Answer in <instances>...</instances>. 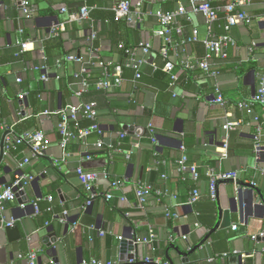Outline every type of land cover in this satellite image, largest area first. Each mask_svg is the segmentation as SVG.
Wrapping results in <instances>:
<instances>
[{
	"label": "crops",
	"instance_id": "obj_1",
	"mask_svg": "<svg viewBox=\"0 0 264 264\" xmlns=\"http://www.w3.org/2000/svg\"><path fill=\"white\" fill-rule=\"evenodd\" d=\"M19 1L0 0V146L12 127L18 135L43 132L47 148L43 157L34 159L26 146L4 147L0 184H9L23 174L36 179L18 190L16 201L0 213V264H27L20 256L26 257L30 252H36L42 264H82L92 259L120 264L121 257L127 254L121 250V241L126 236L141 240L148 237L150 230H154L156 240L150 245H138L135 264H143L147 258L157 261L155 264H231L232 257L224 259L222 255L235 252L240 260L232 264H264V236L253 240V236L264 234V206L260 205L255 214L245 213L255 206L259 193L264 196V149L259 156L252 150L255 117L261 120L264 134V106L254 107L256 116L239 108L264 82V0H252L241 7L252 23L232 28L230 35L236 47L227 48V59L211 61L212 68L219 72L217 76L186 65L202 60L207 52L205 42L213 35L225 33V14H220L210 30L204 17L190 10L189 0H131L133 21L120 23L114 21L113 8L123 0H28L35 9L32 18L25 16ZM212 1L216 7L234 2ZM82 4L90 9L89 18L72 19V15L80 13ZM181 6L187 8V13L172 27L169 44L171 67L167 81L172 86L169 84L166 91L159 92L148 76L149 72H157L155 64L160 62L165 45V39L157 35V12L175 11ZM62 7L67 8V13L61 12ZM63 24L58 35H52V29ZM195 32L197 39L193 40ZM54 38L62 40V47L57 66L51 69L45 64L44 43ZM24 42L29 46L22 52L20 44ZM254 43L256 47L251 52ZM147 44L151 46L149 54L142 49ZM121 45L127 46L130 53L124 52ZM17 53L19 57L15 56ZM66 55L77 56L82 63L68 62ZM59 61L64 63L62 68ZM98 61L130 69L123 71L120 86L102 90L109 92L107 103L103 96L92 93L77 95L82 78L76 75L84 66ZM41 66L49 69L47 83L41 80L42 73L35 70ZM137 69L140 80L134 72ZM185 72L190 73L191 81L187 77L179 80ZM91 73L100 76L95 82L102 77L97 65L91 66ZM57 74L63 81L56 78ZM17 79L22 83H17ZM39 90L40 104L36 97ZM146 91L155 95L148 96ZM218 91L224 96V106L212 104ZM21 92L28 93L24 101L19 99ZM88 102L98 104L104 147H97V134L85 140L74 139L65 159L60 147V118L42 114ZM32 120L31 126L22 131L23 124L29 125ZM227 122L238 123L236 130L226 132ZM126 125L159 130L163 144L158 141L156 146L144 141L148 137L129 135L123 130ZM121 133H127L123 151L130 152L129 158L124 152L109 150L120 142ZM231 136L233 148L229 151L225 145ZM183 145L185 151L181 149ZM155 147L164 154L159 162L165 161L166 165L155 168L154 159L144 156L145 150ZM184 154L200 167L197 181H187L177 168ZM27 158L31 162L24 165ZM80 167L100 175L96 189L101 197L91 206L87 205L88 193L77 175ZM210 171L237 172L238 181L246 185L255 183L257 192L250 194L244 188L234 205L231 200L238 198L239 186L235 181H220L216 209L209 215ZM104 173L109 175L108 179ZM113 181L120 182L122 187L113 189ZM140 182L163 192L161 196L151 195L144 208L136 197ZM196 189L200 193L198 207L189 204ZM107 193L114 198L106 200ZM35 202L41 209L39 215ZM64 211L68 212L66 223L60 221ZM202 211L206 217L204 225L200 223ZM168 212L172 215L168 216ZM9 223L13 224L11 228H7ZM212 223L215 226L210 229ZM235 225L237 231L232 229Z\"/></svg>",
	"mask_w": 264,
	"mask_h": 264
},
{
	"label": "built area",
	"instance_id": "obj_2",
	"mask_svg": "<svg viewBox=\"0 0 264 264\" xmlns=\"http://www.w3.org/2000/svg\"><path fill=\"white\" fill-rule=\"evenodd\" d=\"M252 2V0H234L233 3H230L224 7H216L213 4L212 0H189V8L190 10L195 13L199 14L204 17L206 24L210 30H212L214 24L219 20L220 14H225V33L223 35H213L211 40H207L205 42V48H206V55L205 57L196 62L195 64H187L186 67L189 69H195L200 68L204 72L212 75L217 76L219 74L218 70H214L211 65V61L213 59H222L225 60L228 57L227 54V48L229 46L236 47V41L235 39L230 35V32L232 28L237 26L238 24L244 23L247 25H250L252 23V20L249 18V16L246 14V12L241 8L245 5H248ZM20 7H22L23 12L27 18H32L35 15V9L31 5V3L28 0H21L19 1ZM115 17L117 20H125L128 22L133 21V12H132V3L131 0H123L118 5H116L113 8ZM62 13H67V8L62 7L61 8ZM187 13V8L184 6L179 7L175 11H158L157 17L159 19L160 23V30L157 32V35L165 39V45L162 49V58L166 62L165 70L169 73L170 64L168 63L169 58V44H170V36L172 27L176 24L177 19ZM90 16V9L89 8H83L79 14L72 15V19L74 20H83L88 19ZM64 24L61 26V28L55 27L52 29V35H58V32L61 31ZM197 39V32H195V36L193 40ZM21 49L22 52L28 49L27 42L21 43ZM122 49L124 48L123 45L120 46ZM256 47V44L254 43L251 47V52L254 51ZM142 49L144 53L149 54L151 52V46L150 45H142ZM126 52L130 53L128 50ZM66 61L68 62H76L81 64L82 60L78 58L77 56H68L66 57ZM59 65L61 64V61L58 62ZM97 65L102 70V77L96 84V88L98 90H110L113 87L120 86L123 82V71L124 67L122 66H113L112 64L105 63L104 61H98L97 63L93 62L89 66H84L80 74H77V77L82 78L81 82V89L77 93L78 96H82L84 93H87L90 89V81L88 79V75H90L91 66ZM36 71L41 72V80L45 83H47L50 80V72L49 69L46 66H41L38 68H35ZM85 75L87 77L85 78ZM136 79H141V74L137 72ZM173 81H177L176 76H172ZM17 83L21 84L22 80L17 79ZM28 96L27 92H21L19 94V99L21 101L26 100ZM213 105H221L224 106L226 104V101L224 99V96L221 94V92H217L216 97L212 101ZM256 105H264V82L260 83L259 88L257 89L256 93L249 99L248 101L242 102L239 104V108L242 110H245L248 114L253 115L254 114V107ZM42 115L44 116H57L60 118L59 123V133L61 137L60 141V147L62 148L64 152V157H68L67 149L70 142H72L74 139L78 140H85L92 134H97L99 136V141L97 143V147L99 149H102L104 147L103 142V136L104 132L101 128V126L98 123V104L96 102H88L79 104L76 106H68L63 109H59L53 112L46 111ZM79 118L87 119L92 122V124L87 128H80L79 127ZM0 120H1V111H0ZM254 121L256 122L257 128L254 135V149L259 156L263 149H264V134H263V126L262 122L258 117L254 118ZM74 124L76 134L73 133L71 126ZM238 126V123L236 122H227L224 126V130L228 133L231 131L236 130ZM149 132L152 136L151 142L158 146V140L154 137L155 131L154 129L149 126ZM127 133H121L120 134V142L117 144V147L113 149L114 153H125L127 154L128 158L130 157V152H125L122 149V143L126 139ZM26 145L32 152V156L34 159L41 158L45 155L46 151V138L45 134L43 132H34V133H25L21 136L17 135L13 128H9V131L7 132L6 138H5V147L7 149L16 148V146ZM225 147H228V142L226 143ZM181 149L185 151V148L182 146ZM31 162L30 159H25L24 165H27ZM167 163L155 161V168H157L159 165H166ZM177 168L179 172H181L183 175L185 173H190L193 180L197 181L200 177V174L198 172V168L196 165L188 166V157L184 154L182 158L177 162ZM263 172V170H261ZM77 175L80 180V182L83 184L86 192L88 193V201L87 205L91 206L93 204V201L97 198L101 197L99 191L96 189V182L99 180L100 175L92 172L86 171L84 168L80 167L77 169ZM104 178L108 179L109 175L104 173L102 174ZM209 179H210V198L213 202L217 201V186L220 181H227V180H234L238 181V173L237 172H214L210 171L208 173ZM162 178H166L165 175L162 176ZM35 177L29 174H23L20 176H17L16 179L9 183V184H0V213H2L7 206V204L13 203L16 201V193L18 190L23 189L27 186H29L32 182L35 181ZM255 185V183H253ZM122 187V184L118 181L112 182V188L113 189H120ZM156 194L158 196H161L163 194L162 190L154 189L151 185L146 183H138L136 188V197L139 203V206L141 208H144V206L147 204L148 199L151 195ZM104 198L108 201L112 200L114 198V195L112 193H107ZM200 199V193L196 189L192 192L189 204L194 205L198 200ZM49 201H52V197H48ZM122 202L126 201L125 197L121 198ZM35 212L37 215L41 213V209L38 202H35L34 204ZM168 216H171L172 214L168 212ZM60 221L62 223H66L68 212L64 211L62 215L60 216ZM174 218H178L177 215H174ZM12 223H9L7 227H12ZM200 224H197L198 227ZM233 231L238 230V226H233ZM101 236H104V232L101 233ZM260 236H264V234L253 236V240H257ZM184 239H187V237H184ZM156 240V234L154 230H150L148 237L143 238L141 240L136 239L135 244H153ZM264 254V252H263ZM233 255H238L237 252H235ZM232 254H223L222 258L229 259L233 256ZM20 258H23L26 260L27 264H42L38 260V254L36 252H30L26 257L20 256ZM157 261H154L151 258L145 259L143 264H153ZM137 263V258L134 260L129 261V264H135ZM48 264H58L57 262H49ZM82 264H115L113 262H102L96 259H92L90 261H84Z\"/></svg>",
	"mask_w": 264,
	"mask_h": 264
},
{
	"label": "trees",
	"instance_id": "obj_3",
	"mask_svg": "<svg viewBox=\"0 0 264 264\" xmlns=\"http://www.w3.org/2000/svg\"><path fill=\"white\" fill-rule=\"evenodd\" d=\"M114 21L117 22V23L123 22V20H117L116 17H115V14H114ZM222 34H224V33H222ZM51 38H53V37H51ZM61 47H62V40L61 39L60 40H56L54 38V39H50L49 41L44 43V54H45V57H46V62H45L46 66H48L49 68L51 67V69H53L55 66H57V55H60ZM122 50L124 52H126V50H128V47L124 45V48ZM15 56L19 57L20 54L17 53V54H15ZM68 56H70V55H66V57H68ZM62 60H63V58H62ZM61 64H62L61 65V68H62L64 66L63 65L64 63H61ZM165 66H166V62L163 60V58H161L160 62L155 64V68H156L157 72H155V73H150L149 72L148 73V76L151 78V80L149 81L150 84H152L153 86L155 85L154 87H156L159 92L166 91L169 88V84H170L169 81H167L169 79V76L167 74H169V73L165 70ZM125 71L128 72V71H130V69L129 68H124V73H125ZM134 72H135V74H137V72H140V70L137 69V70H134ZM189 74H190L189 72H185L183 74L184 76H181L179 78V80L180 81H184V79L187 77V80L191 81L193 78H192L191 75L189 76ZM143 75L144 74L142 72V77H143ZM57 76L59 77V81L60 80L63 81V78L61 76H59L57 74L56 78H57ZM86 77H87V75H85V78ZM99 77L100 76H98V75H96V76H94V74L92 75V73L90 75H88V79H89V81L91 83V86H90V89H89L88 93H92V95L95 94V95H98V96H103L104 99L106 100V103H107L108 102V93L109 92L102 91V90H97V88H96V83H97L98 80L95 82V78L98 79ZM75 80L76 81L78 80V83H80L79 79H75ZM170 86H172V83L170 84ZM41 91L42 90H39L37 92V94H36V97L38 99L37 103H39V104L42 101L41 98H39V95L41 94ZM262 106H264V105H262ZM35 112L37 113V111H35ZM2 115H3V113H2ZM35 115L37 116V114H35ZM254 115L256 116L255 112H254ZM32 117L34 118L35 116H32ZM32 122H34V121L33 120L30 121L28 123L29 125L23 124V126L21 127L22 128L21 130L24 131V130L28 129L29 126H31L30 124ZM78 123H79V127L80 128H87V127H89L91 125V122L89 120H87V119H80ZM72 127H74V124L72 125ZM72 131L75 134L77 133L75 128H73ZM154 131H155L154 137L158 140V137H161L162 135H160V134H162V133H160L159 130H157V129H154ZM18 132H20V131H18ZM151 138H152V136L150 138L145 139L144 141L146 143H149V142H151ZM231 141H232V136H231V138L228 141V147L227 148H228L229 151L232 150V148H233ZM123 144H124V142L122 143V149L125 150ZM23 146H26V145H23ZM116 147H117V144H114L109 150H112V149H114ZM183 147L186 149L185 145H183ZM252 150L255 151L254 144H253ZM144 156H146L147 158H152V159H154V161H162L163 160L162 158L164 157V154L161 153L157 147H155V148L150 149V150H145ZM116 157H118V156H116ZM116 157H115V159H116ZM130 159H128V160H130ZM191 165H196L197 166L198 172H199V174L201 176L200 167L196 163L192 162V160H190L189 157H188V166H191ZM184 177H185V179L187 181L193 179L191 174L188 173V172L184 174ZM210 201H211V203L209 202L207 213L209 215H212L213 212H215L216 208H215V202H213L212 200H210ZM198 203H199V201L195 203L196 205L195 204L194 205L196 207H198V205H199ZM200 217H201L200 218V223L202 225L206 224L205 223L206 217H205V213L203 211L200 213ZM214 226H215V223H212L209 226V228L213 229Z\"/></svg>",
	"mask_w": 264,
	"mask_h": 264
},
{
	"label": "water",
	"instance_id": "obj_4",
	"mask_svg": "<svg viewBox=\"0 0 264 264\" xmlns=\"http://www.w3.org/2000/svg\"><path fill=\"white\" fill-rule=\"evenodd\" d=\"M83 8H85L84 4H82V6H81V9H83ZM145 93L151 97L155 95L154 93H151L149 91H146ZM255 93H256V91H255ZM123 130L128 132L129 135L137 134V135L148 137V138L151 137V134L149 133L148 129L137 128L135 126L126 125V126H124ZM175 131L180 132L181 130H178L177 128H175ZM158 141L161 142L160 145L163 144V138L158 137ZM179 145H181V144H179ZM4 147H5V137L2 139L1 146H0V151H1L0 163L2 162V159L4 158V149H5ZM231 181H234V180H231ZM235 183H236V185L239 186V190H238L239 196H238V198L237 197L232 198L231 201L234 205L237 203V199L239 200L241 198V193H243L244 188L249 189L250 194H254L255 192H257V190L253 184L246 185V184L239 182V181H237V182L235 181ZM259 196L260 197L256 200L255 206L252 209H250L249 211H246L245 212L246 214H250L251 212H253L255 214V213H257L258 209L260 208V205L264 206V196L261 193H259ZM218 208H219L220 219H221L222 211H221V207L219 204H218ZM234 210H235V208H234ZM219 225H220V222L218 223V225L216 226L214 231L219 228ZM7 228H11V227H7ZM53 238H54V235H53ZM135 240H136V238L134 236H126L123 239V241H121V250H122V252L127 251V254H125L126 256L121 257L120 264H124V262H126V264H129V261L136 259V255H137L136 251L138 250V245L135 244ZM55 241H56V239L54 240V243H55ZM171 248L178 250V248H176L174 246H172ZM235 260L238 261V260H240V258L238 256H232V258H230V260H229V263L232 264ZM153 264H155V263H153Z\"/></svg>",
	"mask_w": 264,
	"mask_h": 264
}]
</instances>
